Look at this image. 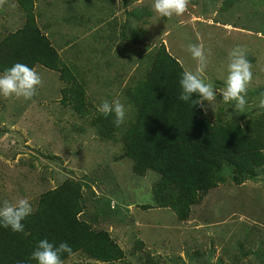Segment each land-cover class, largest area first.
<instances>
[{
	"label": "rangeland",
	"instance_id": "rangeland-1",
	"mask_svg": "<svg viewBox=\"0 0 264 264\" xmlns=\"http://www.w3.org/2000/svg\"><path fill=\"white\" fill-rule=\"evenodd\" d=\"M29 1L0 7V44L37 32L69 69L70 81L35 64L43 86L32 100L0 96V206L26 198L34 208L41 195L79 185L77 219L106 232L123 257L102 262L76 253L64 264H264V165H224L214 187L198 191L184 214L165 203L185 193L171 185L160 191L162 176L126 154L137 114L134 91L149 63L162 46L184 71L195 72L189 44L212 53L202 74L216 93L209 121L238 123L264 149V114L255 107L264 93V0H191L183 16L172 18L159 16L154 0ZM238 45L253 72L243 114L222 97L228 53ZM68 85L81 90L62 93ZM116 99L126 109L119 127L114 114L97 111Z\"/></svg>",
	"mask_w": 264,
	"mask_h": 264
},
{
	"label": "trees",
	"instance_id": "trees-1",
	"mask_svg": "<svg viewBox=\"0 0 264 264\" xmlns=\"http://www.w3.org/2000/svg\"><path fill=\"white\" fill-rule=\"evenodd\" d=\"M22 5L29 0H18ZM21 33L0 44V72L15 63L33 68L41 64L57 70L68 84L70 72L48 41L35 34ZM184 70L161 46L149 63L147 77L135 89L137 114L130 130L126 154L140 168L162 176L161 190L174 186L185 193L168 207L186 211L198 191L214 187L216 173L226 164L240 168L264 165L261 143L241 125L214 126L199 107L178 100L179 80ZM69 86V85H68ZM71 87L62 93H73ZM74 91H80L81 89ZM65 96V95H64ZM198 97L194 94L193 99ZM80 213L79 185L68 182L39 198L33 213L22 223L25 231L15 233L0 226V264H38L31 259L40 240L58 246L66 242L73 253H83L102 262L123 257L121 249L106 232H93L77 219ZM73 256V255H71ZM69 256L63 253L64 261Z\"/></svg>",
	"mask_w": 264,
	"mask_h": 264
},
{
	"label": "clouds",
	"instance_id": "clouds-1",
	"mask_svg": "<svg viewBox=\"0 0 264 264\" xmlns=\"http://www.w3.org/2000/svg\"><path fill=\"white\" fill-rule=\"evenodd\" d=\"M190 2L191 0H154L153 9L161 17H181L187 12ZM5 3L7 0H0V7H3ZM9 6L15 7V4L12 3ZM186 50L197 62V67L195 72L185 70L182 73L179 80L181 92L178 100L190 103L193 107L199 106L207 114L209 106L214 110L216 93L213 84L205 82L202 74L208 66V57L212 53L209 49L206 54L203 44H189ZM252 79V64L247 59L246 49L238 45L228 53V75L222 90L223 102L226 104L233 102L235 112L238 114H243L246 110L245 97ZM42 86L40 74L24 63L17 62L0 74V96L5 99L32 100ZM194 94L198 96L197 99H193ZM255 107L261 110L257 113L258 115L264 114V93L261 94ZM97 111L104 117L114 114V123L117 127L125 122L126 109L118 99L111 102L105 100L98 106ZM32 213L33 207L26 198H20L15 203L4 201L3 206H0V226L10 227L15 233H22L25 231L22 221ZM63 253H68L69 256L74 255L73 249L66 242L56 246L47 239H43L39 241L31 259L38 264H64L61 259Z\"/></svg>",
	"mask_w": 264,
	"mask_h": 264
}]
</instances>
